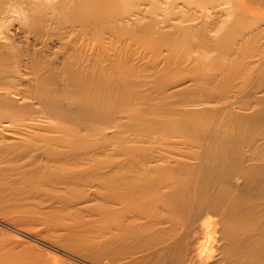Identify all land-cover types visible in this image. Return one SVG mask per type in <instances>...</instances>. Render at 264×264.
<instances>
[{
    "label": "bare ground",
    "instance_id": "6f19581e",
    "mask_svg": "<svg viewBox=\"0 0 264 264\" xmlns=\"http://www.w3.org/2000/svg\"><path fill=\"white\" fill-rule=\"evenodd\" d=\"M0 201V264H264V0H0Z\"/></svg>",
    "mask_w": 264,
    "mask_h": 264
},
{
    "label": "rangeland",
    "instance_id": "374dc122",
    "mask_svg": "<svg viewBox=\"0 0 264 264\" xmlns=\"http://www.w3.org/2000/svg\"><path fill=\"white\" fill-rule=\"evenodd\" d=\"M1 205H0V256L1 258L0 259H5L3 257H6L10 259L8 260H11L12 258H14V254L16 255V258L17 256H19V259H21L22 257V260H26V259H23L24 257H32L34 259H36L37 257L39 258L40 255L39 254H42L41 257H43V254H44V257L47 259L48 257L50 256H55L56 253L53 251V249L47 247L45 244H43V236L42 235H39V233L41 232V229L39 226H33V225H30L27 220L25 219H21L20 217L21 216H18L16 217L14 214L17 213V211L14 213V210L13 212H9V209H6V208H3L4 206V203L3 201L1 202ZM3 203V204H2ZM8 206V204H5ZM6 207V206H4ZM2 208V209H1ZM11 208V207H10ZM1 211H4V212H1ZM9 215H8V213ZM5 213V214H4ZM4 214V215H3ZM12 214V215H11ZM18 215H20V213H17ZM22 215V214H21ZM24 217V216H23ZM16 218V219H15ZM18 218V219H17ZM11 219V220H10ZM2 220V221H1ZM20 221V222H19ZM11 223V224H10ZM5 224V225H4ZM3 230V231H2ZM40 230V231H39ZM25 231V232H24ZM24 233V234H23ZM31 233V235H30ZM37 233V235H36ZM18 235V236H16ZM20 235V236H19ZM37 238H36V236ZM2 236V237H1ZM7 236V237H6ZM24 236V237H22ZM42 236V237H41ZM5 237V238H4ZM11 237V238H10ZM20 237V238H19ZM35 237V238H34ZM10 238V239H9ZM13 239V240H12ZM40 239V240H39ZM2 240V241H1ZM11 240V241H10ZM18 240V242L16 241ZM19 240H21L19 242ZM14 241V243H13ZM4 242V243H3ZM42 242V243H41ZM7 245H6V244ZM3 245V247H2ZM22 245V246H21ZM17 246V247H16ZM11 249V250H9ZM23 249V250H22ZM9 250V251H8ZM15 250V253H13ZM18 250V251H17ZM20 250V251H19ZM23 252H22V251ZM27 251V252H26ZM39 251V252H37ZM51 251V252H50ZM9 252V253H7ZM20 252V253H19ZM24 252L26 254H24ZM54 252V253H53ZM2 253H7L5 256L4 254L1 255ZM12 253V254H11ZM28 253V254H27ZM34 253V254H33ZM25 255V256H21V255ZM37 254V255H36ZM9 257H8V256ZM13 257H11V256ZM29 255H32V256H29ZM33 255H35V257H33ZM39 255V256H38ZM47 257H46V256ZM21 256V257H20ZM37 256V257H36ZM43 257V258H44ZM18 259V258H17Z\"/></svg>",
    "mask_w": 264,
    "mask_h": 264
}]
</instances>
